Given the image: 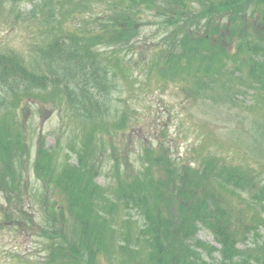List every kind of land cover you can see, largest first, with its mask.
<instances>
[{"label":"trees","instance_id":"obj_1","mask_svg":"<svg viewBox=\"0 0 264 264\" xmlns=\"http://www.w3.org/2000/svg\"><path fill=\"white\" fill-rule=\"evenodd\" d=\"M37 1L30 50L0 44V230L44 251L23 263L264 264V164L222 146L181 160L163 140L133 160L122 137L139 109L114 106L154 82L190 107L264 115V0ZM22 2L0 0V22ZM146 26L156 38L137 47ZM47 112L54 145L35 125Z\"/></svg>","mask_w":264,"mask_h":264},{"label":"rangeland","instance_id":"obj_2","mask_svg":"<svg viewBox=\"0 0 264 264\" xmlns=\"http://www.w3.org/2000/svg\"><path fill=\"white\" fill-rule=\"evenodd\" d=\"M37 2L23 0L20 5L6 8L4 13L7 11L9 19L0 22L1 45L15 48L21 53L30 50L33 42L37 41V24L42 19L40 12L35 16ZM142 30V35L136 41L137 47L156 38L152 35L155 27L146 26ZM123 87L114 96L115 109L129 107L132 110L134 104L139 109L125 131L127 135L122 137L126 143L129 139L133 140L134 146H131L132 152L129 154L133 160L138 158L145 140L154 143L163 140L181 160L189 158L194 162L198 152L206 153L209 149L223 147L230 150L237 161L264 164V127L255 122L264 120L259 110L240 103L236 109L221 104L213 106L211 101L190 107L177 96L174 87L162 90L154 82L141 84L134 89L127 84ZM35 125L37 131L49 136V144L54 145V135L59 134L61 127L59 113L47 112L36 119ZM31 179L32 184L36 185L33 174ZM98 180L106 185L107 174L99 176ZM199 236L206 242L213 240V235L204 229L200 230ZM37 242L41 243V239L17 233L14 229L0 230V264H24L22 260L39 258L44 251Z\"/></svg>","mask_w":264,"mask_h":264}]
</instances>
